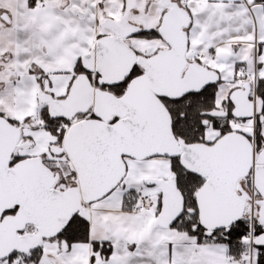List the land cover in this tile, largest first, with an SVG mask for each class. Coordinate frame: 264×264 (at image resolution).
<instances>
[{"label":"snow or ice","instance_id":"obj_1","mask_svg":"<svg viewBox=\"0 0 264 264\" xmlns=\"http://www.w3.org/2000/svg\"><path fill=\"white\" fill-rule=\"evenodd\" d=\"M0 264H264V0H0Z\"/></svg>","mask_w":264,"mask_h":264}]
</instances>
